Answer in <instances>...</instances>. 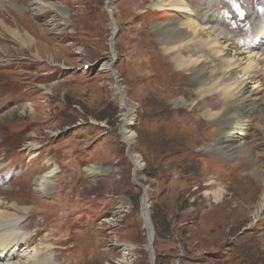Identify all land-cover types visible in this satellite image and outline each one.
Masks as SVG:
<instances>
[{
    "label": "rangeland",
    "instance_id": "1",
    "mask_svg": "<svg viewBox=\"0 0 264 264\" xmlns=\"http://www.w3.org/2000/svg\"><path fill=\"white\" fill-rule=\"evenodd\" d=\"M17 1L0 0V10H9L7 26L38 42L26 49L0 33V45L7 47L0 49V63L9 66L11 80L0 93V210L23 221L15 232H29L33 243L46 239L54 264H264V205L252 215L261 205L264 180L253 175V161L207 152L198 133L188 138L168 129L171 117L181 119L192 107L201 115L206 102L197 89L181 84V113L170 98H158L139 82L138 59L151 45L160 49L154 27L167 15L157 13L158 0H40L64 7V19L51 11L35 16L29 0ZM107 6L116 23L113 49ZM114 56L117 83L103 69ZM260 82L263 94V75ZM116 84L134 105L130 148L142 162L138 180L147 189L153 263L140 212L143 190L133 181L121 140ZM43 87L51 88L44 93ZM27 103L35 106L30 115L20 108ZM252 119L245 139L264 170V121ZM204 125L208 142L214 125ZM25 142L37 146L31 158L22 150ZM47 161L62 171L42 196L30 181L49 169ZM91 166L110 171L87 175ZM217 187L223 190L218 201L209 194ZM20 190L27 199L19 206L27 211L10 207ZM34 200L54 218L31 213ZM122 243L135 246L124 263L118 261Z\"/></svg>",
    "mask_w": 264,
    "mask_h": 264
},
{
    "label": "bare ground",
    "instance_id": "2",
    "mask_svg": "<svg viewBox=\"0 0 264 264\" xmlns=\"http://www.w3.org/2000/svg\"><path fill=\"white\" fill-rule=\"evenodd\" d=\"M14 2L18 3L17 0ZM154 5L158 8L157 13L163 17L167 16L164 23L154 27V35L160 49L151 45L148 54L145 57L141 56L137 61L138 71L141 72L138 78L141 86L151 89L158 98H170L176 104V112L182 113L184 110V97L177 96L179 91L185 93L181 84H185L187 90L197 89L201 99L205 98L206 102L202 107V116L196 114L192 107L181 119L171 117L169 123L172 125H169L168 129L172 133H184L188 138L196 137L198 133L201 137L199 147L207 152H217L222 157L242 155L250 159L253 161V175L264 180V170L260 165H256L258 158H255L245 139L252 125V118L264 121V93L262 94L263 90H260V77L264 76V0H158ZM12 6L21 12L25 9L19 4ZM27 7L35 16L47 11L57 12L63 19L67 15L64 7L52 2L29 0ZM106 11L110 17L112 46L116 23L108 6ZM8 12L9 10H0V33H3L4 37L9 34L26 49L37 44L38 41L35 42L30 34H22L18 29L7 26ZM5 48L7 47L0 45V49ZM33 56L36 60L40 59L39 51H35ZM2 61L4 63L7 60ZM0 65L2 93L9 90L11 80L8 79L10 68L7 63ZM103 69L111 70L112 67L110 64H103ZM186 74L188 79L183 80ZM50 88L43 87L44 93H48ZM114 89L122 111L121 140L126 144L128 159L133 164V181L139 186L142 185L138 180L142 162L130 148L132 138L130 125L134 116V105L127 100L118 84L114 85ZM32 106L28 103L21 105L22 113L28 112L30 115L31 111L35 110V108L33 110L35 106ZM204 123L214 125V137L208 142L204 140L208 132ZM191 140L192 143H196L193 138ZM36 148V144L25 142L22 150L31 158ZM44 164L50 166L49 169L34 176L30 181L42 196L53 189V178L58 177V173L62 171L57 164L51 166L48 161ZM109 171L108 168L93 166L85 168L87 175ZM210 180L217 184L215 179ZM143 189L140 212L143 227L148 235L145 247L149 249L153 226L148 214L147 189L146 187ZM222 192V188L217 187L210 190L209 194L218 201ZM25 194V190H20L19 193L16 191V200L12 201L10 207L14 210L27 211V207L19 206L26 201ZM57 196L60 198V195ZM35 204L30 209L31 213L37 209L38 213L42 211L43 216L54 218L56 213L45 211L39 202L35 201ZM263 205L264 195L261 205L252 215L257 216ZM1 206L0 204V208ZM60 206L62 207L58 204L56 207L59 209ZM60 216L62 218V212ZM22 222L20 217L0 210V264H54L50 261L48 250L50 244L46 239L33 243V236L29 232H25V236L15 232L19 230ZM121 245V258L118 261L124 263V259L133 252L135 246L133 243Z\"/></svg>",
    "mask_w": 264,
    "mask_h": 264
},
{
    "label": "water",
    "instance_id": "3",
    "mask_svg": "<svg viewBox=\"0 0 264 264\" xmlns=\"http://www.w3.org/2000/svg\"><path fill=\"white\" fill-rule=\"evenodd\" d=\"M112 38H114V36L112 37ZM110 39H111V37H110ZM110 39H109V43H110ZM111 44V43H110ZM111 48L113 49V45L111 46ZM113 53H114V50H113ZM115 61V56L113 57V59L109 62L110 63V65H112L113 64V62ZM111 71H112V74H113V77H114V70L113 69H111ZM114 80H115V83H117V80H116V77H114ZM139 187H141L142 188V190H143V193H142V196H141V201H142V197L144 196V189L143 188H145V186H143V185H139ZM142 204H143V201H142ZM148 236V235H147ZM148 238V237H147ZM153 237L150 239V244H149V250H150V257H151V262L153 263Z\"/></svg>",
    "mask_w": 264,
    "mask_h": 264
},
{
    "label": "snow or ice",
    "instance_id": "4",
    "mask_svg": "<svg viewBox=\"0 0 264 264\" xmlns=\"http://www.w3.org/2000/svg\"><path fill=\"white\" fill-rule=\"evenodd\" d=\"M238 6V5H237Z\"/></svg>",
    "mask_w": 264,
    "mask_h": 264
}]
</instances>
